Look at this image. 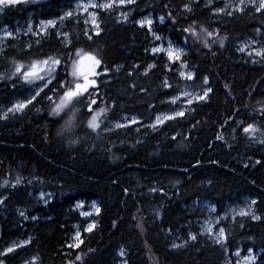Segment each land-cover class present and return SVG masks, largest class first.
<instances>
[{
    "label": "trees",
    "instance_id": "1",
    "mask_svg": "<svg viewBox=\"0 0 264 264\" xmlns=\"http://www.w3.org/2000/svg\"><path fill=\"white\" fill-rule=\"evenodd\" d=\"M73 0H0V25L60 15ZM205 0H135L118 20L99 10V30L64 19L66 37L50 29L26 46L11 39L0 56V101L28 85L25 75L52 77L25 110L0 118V245L16 236L30 241L0 264H115L125 248L128 264H221L225 247L261 249L264 264V56H235L234 43L264 32V8L218 14ZM140 10L160 14L154 31L185 39L192 78L180 63L151 53L150 31L136 23ZM92 82L83 81L84 63ZM118 66V71L115 67ZM208 96L155 129L103 124L120 113L152 117L174 105L167 98L197 90ZM39 191H48L45 201ZM235 193L256 197L261 218L225 226L224 245L198 234L168 247L166 229L185 232L195 198L221 203ZM79 198H98L95 225L83 230ZM20 206L28 219L10 225ZM21 221V219L19 220ZM77 225L80 242L68 245Z\"/></svg>",
    "mask_w": 264,
    "mask_h": 264
},
{
    "label": "rangeland",
    "instance_id": "2",
    "mask_svg": "<svg viewBox=\"0 0 264 264\" xmlns=\"http://www.w3.org/2000/svg\"><path fill=\"white\" fill-rule=\"evenodd\" d=\"M135 0H73L71 5L63 9L59 16L48 19L33 20L28 18L24 21L15 22L14 25H0V56L2 55L8 40L11 39L16 45L26 46L31 41L37 40L44 36L50 29H54L58 36L66 37L63 31L62 22L68 17L76 20H82L88 31L97 32L99 30L98 10L114 9L116 7V17L118 20H127L132 12L127 9L126 5L133 3ZM207 5L218 3L213 7V12L218 14H232L237 11L251 7L255 10L264 8V0H205ZM164 21L160 14L154 16L151 12L143 13L136 22L138 25L147 28L152 36V44L148 47L151 53H163L169 61H178L180 63V75L182 77H193V70L187 64L185 55L187 53V42L182 39L181 42H175L169 36L154 31L157 23ZM234 54L236 57L255 62L264 56V32L254 30L251 35L237 40L234 43ZM90 61L84 63L83 81L79 87H84L92 82L91 74L88 72ZM118 66L115 70L118 71ZM29 74L31 70H28ZM29 74L25 75L30 85L18 94L8 97L0 104V117L4 118L14 113L23 111L36 95L50 82L52 77L45 79L43 75L37 74L31 78ZM207 79L203 80V86L197 90H183L167 98L174 108L169 111L156 113L152 117H140L135 113H124L119 117L107 121L103 124V129L110 130L121 126H134L135 128L155 129L163 124L166 120L184 114L192 107L194 102L206 99L209 87L206 85ZM48 191H40L38 196L48 199ZM255 197L249 194H241L232 197L227 201L223 212H217L216 207L206 198H197L191 202L190 208L194 216L191 218L190 225L185 232H175L169 229L165 230L166 240L171 247H181L197 234H201L219 245L225 243V224L232 223L237 217L252 216L258 218L260 215L254 208ZM75 208L83 220V230H88L95 225V215L99 210L97 199L85 201L79 199L76 201ZM8 210L13 214V220L21 222L28 219L20 207ZM11 219V218H10ZM82 229L77 225L73 227V232L69 235V245H77L80 242ZM28 242L25 238H13L5 242L0 254L12 253L18 246ZM118 260L115 264H128L125 258V248L119 247ZM261 249L249 247L244 249L241 246L232 251L225 247V256L222 264H261L259 256ZM37 261L35 256L23 259L19 264H32Z\"/></svg>",
    "mask_w": 264,
    "mask_h": 264
},
{
    "label": "bare ground",
    "instance_id": "3",
    "mask_svg": "<svg viewBox=\"0 0 264 264\" xmlns=\"http://www.w3.org/2000/svg\"><path fill=\"white\" fill-rule=\"evenodd\" d=\"M99 10H105V11H109V12H113L114 13V15L116 16V7H114V9H99ZM98 10V11H99ZM143 13H145L143 10H140V14L142 15ZM147 13V12H146ZM140 15V16H141ZM59 16V15H58ZM139 16V17H140ZM57 17V16H56ZM138 17V18H139ZM137 20V19H136ZM137 23V22H136ZM180 69H181V66H180ZM179 74H180V70H179ZM193 75H194V72H193ZM181 76V75H180ZM188 78V77H187ZM185 90H187V89H185ZM181 91H183V90H181ZM191 91V90H190ZM38 95V94H37ZM36 95V96H37ZM11 96H14V94H11V95H8V96H6V97H4V99H2L1 101H0V104L3 102V101H5L8 97H11ZM35 99V98H34ZM33 99V100H34ZM32 100V101H33ZM204 100V99H203ZM31 102V101H30ZM29 102V103H30ZM28 106V105H27ZM26 106V107H27ZM25 110V109H24ZM23 110V111H24ZM23 111H21V112H23ZM21 112H19V113H21ZM14 114H18V113H14ZM122 114H124V113H120L119 115H118V117L120 116V115H122ZM12 115V114H11ZM10 116V115H9ZM7 117V116H6ZM1 118V117H0ZM5 118V117H4ZM40 192V191H39ZM241 194H249V193H235V194H232L231 195V197L230 198H228V199H226V200H224L222 203H221V207L214 201V200H212V199H208L211 203H213L214 205H215V207H216V211L217 212H223V210H224V208H225V205H226V203H227V201L228 200H230L232 197H234V196H238V195H241ZM249 195H252V194H249ZM252 196H254V195H252ZM255 197V196H254ZM79 199H84L85 201H89V200H86L85 198H79ZM79 199H77V200H79ZM93 199H97L98 200V198H93ZM195 199H197V198H195ZM195 199H193V200H195ZM207 199V198H206ZM76 200V201H77ZM90 200H92V199H90ZM192 200V201H193ZM76 201H75V204H76ZM191 201V202H192ZM98 202H99V200H98ZM255 203H256V197H255V202H254V208H255V210L259 213V217L258 218H254V217H252V216H241V217H237L235 220H237V219H243V218H245V217H249V218H251V219H253V220H257V219H259V218H261V216H262V214L257 210V208H256V205H255ZM17 207V206H16ZM16 207H14V208H16ZM18 207H20V206H18ZM14 210V209H13ZM99 211V210H98ZM98 213V212H97ZM11 221H10V225L12 226V227H15L16 225H18L17 223H19V224H21L22 222L21 221H18V220H13V219H10ZM228 223H226L225 224V226L227 225ZM163 240H164V242H165V244L168 246V247H171V246H169V244H168V242H167V240H166V235H165V231L163 232ZM198 235V234H197ZM196 235V236H197ZM201 235V234H200ZM201 236H203V235H201ZM205 239H206V237L205 236H203ZM13 238H25V239H28V242L30 241V236L29 235H26V236H16V237H12V238H10V239H13ZM196 238V237H195ZM195 238H193V239H191V240H194ZM10 239H7V240H5V241H3L2 242V244L0 245V252H1V249H2V246H3V244L5 243V242H7L8 240H10ZM190 240V241H191ZM207 241H209L210 243H215V242H212V241H210V239H206ZM27 242V243H28ZM225 242H226V231H225ZM26 244V243H25ZM68 244V243H67ZM215 244H217V243H215ZM225 244V243H224ZM22 245H24V244H22ZM69 245V244H68ZM219 245V244H218ZM21 246V245H20ZM19 247V246H18ZM17 247V248H18ZM15 250V249H14ZM7 254H9V253H4L3 255H7ZM221 264H222V262H221Z\"/></svg>",
    "mask_w": 264,
    "mask_h": 264
}]
</instances>
